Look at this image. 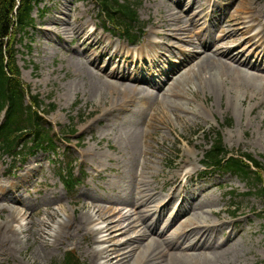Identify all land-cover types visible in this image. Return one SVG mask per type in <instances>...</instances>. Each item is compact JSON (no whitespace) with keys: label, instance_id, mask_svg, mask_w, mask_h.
<instances>
[{"label":"rangeland","instance_id":"rangeland-1","mask_svg":"<svg viewBox=\"0 0 264 264\" xmlns=\"http://www.w3.org/2000/svg\"><path fill=\"white\" fill-rule=\"evenodd\" d=\"M59 1L61 0H44L39 10L45 7L46 14L41 18H37L38 14L34 11L35 27L39 22L47 19L49 14L48 11ZM122 1L124 0H121V2ZM125 1H130L137 6L139 20L146 24L145 34H147V36L150 24L157 17L156 15L160 16L166 14V11L170 7H173L171 4L167 5V0ZM200 1L203 2L205 0ZM224 1L226 0H219V2ZM239 1L240 0H233L235 7ZM244 1L245 0H241V2ZM253 1L254 0H249V2ZM61 3L67 4L70 11H73L75 7L72 0L69 2L63 0ZM184 3L185 2H181V6H183ZM78 4L79 3H75V5L80 8ZM242 5H244V3ZM258 5L263 9L261 17L264 21V0H259ZM49 6L50 8H48ZM238 7H241L240 3ZM58 17L62 23L68 24L70 22L69 18L65 15ZM40 31H42V29L40 30V27L37 26V30L30 31L28 37L22 42V47L26 45L27 48L30 49L27 54L24 50H21V54L18 56L21 79L22 82L30 88L32 94L39 95L46 104H55L56 109L53 113L48 115L47 120L54 126V134L56 136L59 153L61 155L62 151L67 148L72 157L78 159L79 164L81 161L85 162L83 166L85 172L88 174L87 186L89 185L88 187L94 195L101 196L102 192L94 187V185H98V182L95 181L97 179L95 175H92L91 167L93 166V162L89 161L90 158H87L88 160L85 158L81 159L80 154L85 151V148H91L90 150L93 152L94 149H97L95 148V146H97L108 159H116L119 170H124L126 173L125 181L133 180L135 178V173L142 165L143 159L151 155L150 169L154 170L155 173L154 175L153 173H147L143 180L145 185L157 184L159 180L153 182L151 179L157 178L155 177L157 175V169L160 170L161 168L159 165H161V169L165 171V166L169 164V160H171L174 169L178 167L181 159H187V161H191L193 165H196V162L201 160V150L204 145H206V142H204L205 138L200 135L195 138L185 136L187 131H195L198 129L197 127H201L205 132H208L221 129V126H223V141L229 150L233 152H246L254 157L257 162L264 165V92L262 91V87L257 88L255 84L254 88H252L251 84L247 86V83L239 81L231 72L220 68L222 78L226 79L228 84L226 86H220L216 94L209 92L202 78L209 74L211 76L213 75L214 80L220 78L219 69L212 66L203 67V72L200 71L198 77L196 75L192 78L187 85L188 87L182 90L189 99V104H187V106L195 111L196 116L184 118L182 114L177 115L175 112H165L164 121L166 128L162 130V133H157L155 128H146V132L149 136L140 139V144L147 143L149 147L145 149V152H142L143 148L141 145L142 150L138 151L131 148L132 145L129 142L126 143L123 140L119 130H114L112 132L104 131L101 125H97L93 122L94 119L92 116H87L91 111L100 113L103 107H105L104 105L110 104L112 100H114V98L117 99V97L104 91L100 92L94 87L95 83L93 78L87 73L85 75L82 68V59L78 54L77 44L73 47L64 44L60 31H57V38L50 37L45 44V48L37 46L38 39L46 37L45 33ZM78 46L81 52L86 48L81 45ZM18 48L20 49V47ZM90 56L92 55H89V58ZM186 59L188 58L186 57L183 60L185 61ZM216 82L218 83V80ZM261 83L264 86L263 80H261ZM149 106L150 109L159 107L162 109L164 107L163 103L160 105L157 101H150ZM228 120H230V123H228ZM91 123L92 125L90 126ZM227 123L231 125L225 126ZM71 125L76 130V134L63 137L62 133H66V130L73 129ZM118 136L120 139H118L117 142ZM112 138H115V140ZM149 139L155 141L157 144V161L154 160L153 155L149 152L154 146L153 144L149 145ZM178 142L180 144L178 147H175L174 145ZM107 144L111 145L113 148L109 149ZM174 152L177 153L172 154ZM144 154H146V156ZM38 159L42 160V169H40L39 172L42 178L40 181L45 183L44 185H48L50 189H52L51 191L60 190L58 184L55 185V187L50 185L52 182L58 180L56 177L57 167L50 165L45 156H38L37 159L30 161L29 164L36 162ZM105 160L101 165L114 168V162L112 165L111 162L106 163ZM158 173L160 174V171ZM91 177L95 178V180H92ZM222 184H225L227 188H231L224 189V192L231 190L232 194L235 195L236 199H234L233 202L238 204L236 215L239 217L233 220L238 222L232 233L239 231V235L227 247V256L223 262H218L217 256H212L210 263L205 262V264H264V221L262 219L264 213H261L264 202L258 199V196L239 197L241 194L246 193L248 187L241 184L233 177L225 178ZM41 189L43 191H41L40 195H44L47 192L53 193L50 190H46V187H42ZM80 193L81 188L78 189L75 199L78 198V200H80ZM216 193L217 197H219L220 192L217 189ZM69 201V198L61 195V198L53 201L49 207L50 209H58L62 206L61 208L65 209V211L67 210L70 214L67 204ZM230 201H227L228 205ZM220 207H223L224 211L216 221L221 222V219L225 218L224 220L228 223V220L231 221L232 219H230L226 213L232 210L229 209V206L226 207L223 199L218 208ZM57 214L61 215L62 212L60 210L55 212L51 210L46 215H41L38 218L35 212L33 218L30 217L34 224L28 226L20 235L21 240L31 238V244H20L13 256V262H8V257H6V255L0 257L1 262L3 264H32L34 261V264H52L60 260L65 250H71L76 247L77 255H80L83 259V255L85 256L83 252L85 242L81 246L78 242H64L62 248L59 246L57 251L52 248L49 249L51 239L47 232H50L49 229L55 226L60 219L57 218ZM1 219H4V217L1 216ZM225 227L227 228L226 225ZM221 232L224 233V230H221ZM36 234H38L39 242L47 245L46 248L41 247L44 252L42 249L36 250L37 242L32 244V237L35 238ZM232 247H234V249L228 251L229 248ZM37 252L40 253L36 254ZM48 252L54 255L45 258V254ZM33 256H35L34 259ZM142 256V252L139 253L136 260ZM87 264H89V262H87ZM90 264H92V262H90Z\"/></svg>","mask_w":264,"mask_h":264},{"label":"bare ground","instance_id":"bare-ground-1","mask_svg":"<svg viewBox=\"0 0 264 264\" xmlns=\"http://www.w3.org/2000/svg\"><path fill=\"white\" fill-rule=\"evenodd\" d=\"M156 1V0H153ZM241 2L240 4L245 3ZM168 2H172L168 0ZM176 2V3H175ZM174 2V10H167V14H164L158 17L152 24V29L150 30V36L152 38L148 39L146 46L152 48L153 50H165V45L168 46V49H173L175 46L179 51V44H188L189 38H192V35H197V27L199 26L198 18H196L203 10V5H197L194 3V0L189 2L190 7L193 10V14L185 13L179 7L180 2L177 0ZM250 2L245 5L242 10V13L249 12L251 10ZM240 10L233 12L232 14L239 13ZM65 15L69 18L70 22L68 24L62 23L58 16ZM81 15L77 13L74 9L71 14L67 13V9L62 5L56 7L53 10V13L49 15L48 20L44 23H47V26L44 28V33L46 37H49L53 34V31H61L64 35H67L70 38V42H75L81 38L80 45H86L91 50L101 49L99 55H106L108 53V47L103 46V37L98 36L97 32H86V25L80 22ZM248 29V28H247ZM246 30V29H245ZM238 32L230 26V29L227 31L224 40H219L214 43L216 47H219L222 43H226L232 38L238 36ZM256 41L251 42L247 39V42L250 43L253 51L263 45L264 47V36L260 33L256 34ZM46 40V38L42 37ZM153 38H158L163 40L162 42L156 41ZM118 49V48H117ZM230 50L221 53L229 62L223 61L220 57L216 55H208L205 60L210 62L201 63L200 66H216L219 67H230L229 63H239L238 56L228 54ZM244 52V51H243ZM86 52L80 54L82 59V68L88 75H90L94 80V87L102 92L111 93L113 96H117L120 100L116 101L107 106L105 114L103 117L113 113L116 109H125L126 101L129 99L139 98L141 100H147L153 97V94L149 89H141L142 86L140 82L128 77H121L117 79L113 74H100L95 65L92 64L86 57ZM114 56H111L110 60ZM201 55L197 54L196 58L200 59ZM90 62V63H89ZM191 62L186 66L188 67ZM245 65V63H242ZM88 65H92L94 68L90 69ZM183 67L179 69L176 73L180 72ZM191 70V69H190ZM189 69L183 73V77L187 75L190 71ZM234 76L241 82L252 85L254 84L257 88L262 87L264 92V86L261 83L259 78L264 79L260 76L259 71L250 72L248 68L246 70H240L238 72L231 71ZM175 73V74H176ZM181 78L177 79H166L164 85L156 86V90L167 86V91L164 93L170 98L180 99L179 89L183 84ZM120 80H123V83H120ZM206 85L211 86V91H216V85L212 82L211 75L206 76L204 79ZM142 94H146L141 96ZM160 119V118H159ZM85 157H92V152L87 150L85 152ZM117 178L122 177V173L115 174ZM175 176V186L167 192L165 197L159 199L155 195L148 192H141V195H138L136 199L131 200H120L115 202L116 208L111 206L104 207H93V211L89 214L90 225L86 228L90 233L95 234V239H93L94 244V253L95 256H89L93 264H131L136 251L134 247H130L126 250H123L128 245L132 244L134 240H140L138 249H145V252L142 254L143 257L137 258L138 261L136 264H205L210 263L211 259L207 258V254L217 256L218 262H223L227 256V247L228 244L232 242L231 237L233 234H228L226 239L223 236L221 230L223 225L213 220L215 212L212 210L215 202L213 201H201L198 199L191 201L188 209H184L182 206V201L179 206L172 207V204L175 201H178V183L179 175ZM172 175L164 178V182L171 180ZM153 191L155 189L153 188ZM6 199H8L10 204H15V201L3 193H1ZM114 203V201L112 202ZM162 203L161 207H157L158 204ZM171 204L170 209L166 212L167 205ZM183 205H185L183 203ZM14 213V217L19 219L23 218L24 212L15 207H10V210ZM23 209H26L23 206ZM142 209V211L140 210ZM179 210V212H178ZM63 219H60L57 227L51 231V243H54V239L61 234L62 227L68 225L69 216L65 211L62 212ZM155 215V220L147 224V219ZM111 216L116 217V219L111 218ZM181 216H184L183 220H179ZM170 217V222L163 225L161 232L158 234L156 239L150 240L145 246L144 243L147 242L150 238V235L154 232L157 233V229L160 227L161 223H165L166 219ZM20 220V219H19ZM15 221L14 218L4 219L0 222V240H5L8 243L16 242L19 239L14 238L9 235L7 231L14 232L18 235V230H24L25 225H19V228L14 230L11 229L12 223ZM2 227H8L6 231ZM79 224L73 228L75 236L79 235ZM129 233H133L128 239L124 241H118L119 238H122ZM221 233V236H220ZM237 234V233H236ZM230 235V236H229ZM53 239V240H52ZM222 239V240H220ZM190 242V244H186ZM109 245V246H106ZM9 247V246H8ZM11 248L18 250V247L15 244L11 245ZM143 249V251H144ZM234 249V247L229 248L228 251ZM225 252V253H222ZM95 260V261H94Z\"/></svg>","mask_w":264,"mask_h":264},{"label":"trees","instance_id":"trees-1","mask_svg":"<svg viewBox=\"0 0 264 264\" xmlns=\"http://www.w3.org/2000/svg\"><path fill=\"white\" fill-rule=\"evenodd\" d=\"M30 1L32 0H22L21 2V8L18 11L17 18L20 26L26 24V18L30 10ZM14 3L15 0H0V95L10 101L9 116L7 117V122L5 124V136L6 139L9 140V137H12L14 133L22 130L21 125L26 124L30 128V133L33 135V141L36 140V137L38 138L39 135H41L39 137V142H42L46 138L44 137L45 134H42L40 119L35 113L30 112L23 107L22 93L19 92L17 81L13 78L17 76V71L12 63V40L6 42V39H9L11 27L13 26L11 14L13 13ZM106 8L107 6L105 9ZM121 11L126 14L129 10L121 8ZM106 15L110 17L109 19L111 21H113L115 14ZM132 15L134 14L129 16ZM125 20H120L118 23L125 24ZM6 59L8 61H6ZM33 104L36 105L35 100H33Z\"/></svg>","mask_w":264,"mask_h":264}]
</instances>
